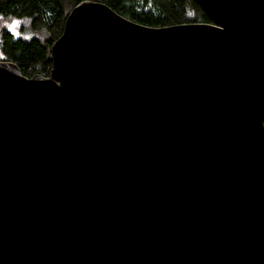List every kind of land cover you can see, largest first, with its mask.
<instances>
[{
	"label": "water",
	"instance_id": "obj_1",
	"mask_svg": "<svg viewBox=\"0 0 264 264\" xmlns=\"http://www.w3.org/2000/svg\"><path fill=\"white\" fill-rule=\"evenodd\" d=\"M196 1H83L49 76L0 60V264H264V0Z\"/></svg>",
	"mask_w": 264,
	"mask_h": 264
},
{
	"label": "trees",
	"instance_id": "obj_2",
	"mask_svg": "<svg viewBox=\"0 0 264 264\" xmlns=\"http://www.w3.org/2000/svg\"><path fill=\"white\" fill-rule=\"evenodd\" d=\"M88 0H0V18L26 21L16 34L0 30V60L18 64L28 77L49 76L53 69L52 45L64 32L70 12ZM137 23L151 27L212 22L196 0H93Z\"/></svg>",
	"mask_w": 264,
	"mask_h": 264
},
{
	"label": "rangeland",
	"instance_id": "obj_3",
	"mask_svg": "<svg viewBox=\"0 0 264 264\" xmlns=\"http://www.w3.org/2000/svg\"><path fill=\"white\" fill-rule=\"evenodd\" d=\"M26 25H27L26 21H22V20H18V19L17 20H9V19L0 18V30L2 29V27L6 26L10 30L15 32L16 34L28 35L30 33L29 31H26L25 33L22 32V29Z\"/></svg>",
	"mask_w": 264,
	"mask_h": 264
}]
</instances>
